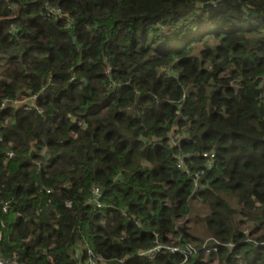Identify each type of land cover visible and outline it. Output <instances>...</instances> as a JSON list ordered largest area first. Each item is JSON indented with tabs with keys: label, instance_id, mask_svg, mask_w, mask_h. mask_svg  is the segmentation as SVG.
Instances as JSON below:
<instances>
[{
	"label": "trees",
	"instance_id": "16d2710c",
	"mask_svg": "<svg viewBox=\"0 0 264 264\" xmlns=\"http://www.w3.org/2000/svg\"><path fill=\"white\" fill-rule=\"evenodd\" d=\"M0 69L5 259L264 264V0H0ZM193 198L234 249L138 255L200 248Z\"/></svg>",
	"mask_w": 264,
	"mask_h": 264
},
{
	"label": "built area",
	"instance_id": "2783aa9c",
	"mask_svg": "<svg viewBox=\"0 0 264 264\" xmlns=\"http://www.w3.org/2000/svg\"><path fill=\"white\" fill-rule=\"evenodd\" d=\"M49 9V8H48ZM50 12H57L60 13L61 10L59 8H52L49 9ZM11 28H14V25H10ZM30 98H35V95H32ZM24 102L22 99L19 98H13V99H2L0 102V108L6 107L7 105H12V106H17L20 103ZM202 155L206 158V165L207 167H212L213 166V158H214V153L213 152H203ZM184 155H179V163L178 165L181 166L182 161H183ZM101 197V189L98 186H92L90 189V197L88 199V202L90 203H95L96 206L100 207L101 203L99 201ZM69 206L70 203H67ZM1 234H0V240H1ZM220 246H224L230 250V252L234 249L236 246L235 243L228 242L224 243L221 242L215 238H209L206 239L200 248H198L196 245H194L191 242L185 243L183 246L178 245L176 242L171 243V244H163L160 243L157 239L155 240V245L153 247L148 248L147 250H142L138 253L140 256H147L148 258L152 259L154 258L159 252L165 250L171 254H181L184 256L185 259H188L189 256L191 255H198L200 256H209L211 253H216L218 248ZM0 250H1V245H0ZM89 254H91V250L88 249ZM1 252V251H0ZM89 262L94 264L95 261L92 259V257L89 258ZM0 264H26L17 261L16 259H5L1 253H0Z\"/></svg>",
	"mask_w": 264,
	"mask_h": 264
},
{
	"label": "rangeland",
	"instance_id": "374dc122",
	"mask_svg": "<svg viewBox=\"0 0 264 264\" xmlns=\"http://www.w3.org/2000/svg\"><path fill=\"white\" fill-rule=\"evenodd\" d=\"M6 57H7V54L1 55V58L4 61H5ZM1 68H3L2 65H1ZM0 71H1V69H0ZM231 197H232V200H231L232 203L233 204L235 203V205H236L237 204L236 197L235 196H231ZM190 202H191L190 206L188 207L190 209V212L186 216L179 217V224L189 225L190 232L194 237H202V238L204 237V239H207L208 237H205L207 234V228L203 222H201L200 220L197 219L196 215L208 214L210 212V209H209L207 204H201V202L198 198H193L192 200H190ZM262 232H264V222L259 224L256 228L250 230L249 234L251 235V237H253L255 235H259ZM168 236L172 239V242L174 243L175 240L171 236L170 232H168ZM200 258L205 259V260H209V256H200ZM209 262H210V264H217L218 260L210 259Z\"/></svg>",
	"mask_w": 264,
	"mask_h": 264
}]
</instances>
